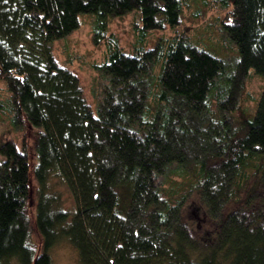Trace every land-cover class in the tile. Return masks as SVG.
Segmentation results:
<instances>
[{
	"label": "trees",
	"instance_id": "16d2710c",
	"mask_svg": "<svg viewBox=\"0 0 264 264\" xmlns=\"http://www.w3.org/2000/svg\"><path fill=\"white\" fill-rule=\"evenodd\" d=\"M220 1L233 63L179 31L186 0H0V79L23 130V151L13 141L0 148V264H53L61 235L81 264H264V83L254 116L233 118L250 68L264 78V0ZM132 10L139 44L126 53L108 20ZM82 12L96 15L95 41L109 49L97 65L107 80L97 114L51 46ZM155 29L172 37L145 47ZM186 165L219 218L206 243L183 218L191 188L172 200L158 181ZM52 177L71 190L73 209L57 205Z\"/></svg>",
	"mask_w": 264,
	"mask_h": 264
},
{
	"label": "rangeland",
	"instance_id": "374dc122",
	"mask_svg": "<svg viewBox=\"0 0 264 264\" xmlns=\"http://www.w3.org/2000/svg\"><path fill=\"white\" fill-rule=\"evenodd\" d=\"M227 9L221 6L220 0H186L182 11V21L178 29L193 44L232 62L239 57L238 48L222 32L220 23V19ZM136 11L132 10L123 15L110 16L108 20V34H114L126 53H133L135 46L139 44L138 33L134 28L135 24H140L139 14ZM95 20L96 15L94 13H80V26L69 34L54 40L51 46L58 63L68 67L78 75L84 96L91 104L94 113L97 114L98 97L104 83L107 82L97 69V65L106 60L109 49L106 42L107 38L95 41ZM172 34L171 29H155L148 34L143 45L145 47L152 46L158 38L170 39ZM155 69L157 70L158 67ZM156 78L154 74L152 76L154 83H156ZM263 83V76L250 68L241 89L238 107L233 113L236 124L241 123L244 117L254 116ZM153 91L155 92V89ZM154 92L148 102V108L151 111L156 105ZM22 138V128L15 126L12 122L10 92L5 81L0 79V148L7 141H13L17 148L23 151ZM4 159L5 157L0 152V161ZM173 168L174 166H171L169 169L172 170ZM252 168H249L248 171L251 172ZM170 170L158 177L161 187L170 196L177 194L176 197L171 198L172 200L182 198L183 194L186 193L183 191L191 188L183 203V218L199 241L204 243L212 241L219 218L210 215L200 192L196 188H192L196 180L194 168L189 167V165L182 167L180 176L171 173ZM255 179L251 177L249 183L256 181ZM48 191L51 194H60L61 199H55L60 208L71 210L76 206V199H74L71 190L60 184L55 177L50 178ZM178 195L180 196L178 197ZM32 200L31 210L33 211L34 206L32 205L37 199ZM232 207H234L233 202L226 205L224 211L227 212ZM32 238L34 240L38 238L36 228L32 229ZM49 252L53 264H81L77 249L64 235L56 240ZM8 264H17V261L14 259Z\"/></svg>",
	"mask_w": 264,
	"mask_h": 264
}]
</instances>
